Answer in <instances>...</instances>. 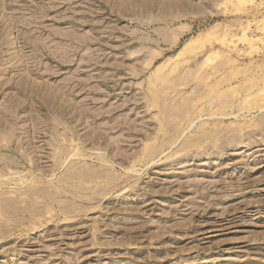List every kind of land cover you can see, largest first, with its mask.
<instances>
[{
	"label": "rangeland",
	"instance_id": "374dc122",
	"mask_svg": "<svg viewBox=\"0 0 264 264\" xmlns=\"http://www.w3.org/2000/svg\"><path fill=\"white\" fill-rule=\"evenodd\" d=\"M0 264H264V0H0Z\"/></svg>",
	"mask_w": 264,
	"mask_h": 264
}]
</instances>
